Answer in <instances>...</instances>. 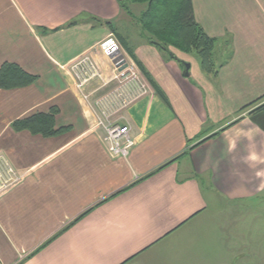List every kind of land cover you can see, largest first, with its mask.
<instances>
[{"label":"crops","instance_id":"0c3cea01","mask_svg":"<svg viewBox=\"0 0 264 264\" xmlns=\"http://www.w3.org/2000/svg\"><path fill=\"white\" fill-rule=\"evenodd\" d=\"M191 2L215 41V74L177 51L131 50L114 27L117 0H0V66L38 77L0 90V159L16 178L0 187V264H190L207 219L222 241L238 238L241 214L264 211V112L241 111L264 96V0ZM108 37L151 87L117 118L135 141L124 160L92 110L115 86L99 48ZM83 59L100 78L78 89ZM54 108L60 135L11 128Z\"/></svg>","mask_w":264,"mask_h":264},{"label":"trees","instance_id":"16d2710c","mask_svg":"<svg viewBox=\"0 0 264 264\" xmlns=\"http://www.w3.org/2000/svg\"><path fill=\"white\" fill-rule=\"evenodd\" d=\"M117 3L121 12L126 13L130 20L139 25L150 46L167 53L172 59H175L172 50L182 54L194 52L199 58L201 70L206 74H215L212 58L215 41L195 22L191 0H126V3L117 0ZM128 4L145 5L146 8L139 17L135 18L129 11ZM105 25L112 26V33L115 32L111 22ZM37 78L14 63L5 62L0 66V90L26 88L35 83ZM255 105L257 106L250 111V114L264 112V96L243 107L241 111ZM56 114L55 108L46 114L35 113L14 121L11 128L14 132L27 131L43 138L54 137L68 129L55 128Z\"/></svg>","mask_w":264,"mask_h":264},{"label":"built area","instance_id":"2783aa9c","mask_svg":"<svg viewBox=\"0 0 264 264\" xmlns=\"http://www.w3.org/2000/svg\"><path fill=\"white\" fill-rule=\"evenodd\" d=\"M99 48L104 56L114 62L115 75L112 80L117 81V86L97 99L92 110L96 117V126L104 131V142L109 155L124 160L134 148L135 141L130 135L129 127L119 122L117 118L127 107L150 93L151 87L136 62L113 38L108 37L100 43ZM79 65L72 67L78 89L91 80L100 78L99 73L88 59H83ZM87 98L84 97L85 100ZM15 179V174L7 162L0 159V187L3 183Z\"/></svg>","mask_w":264,"mask_h":264},{"label":"rangeland","instance_id":"374dc122","mask_svg":"<svg viewBox=\"0 0 264 264\" xmlns=\"http://www.w3.org/2000/svg\"><path fill=\"white\" fill-rule=\"evenodd\" d=\"M121 1L126 3V0ZM145 8V5L128 4V9L135 18L139 17L140 14L145 10ZM114 27L118 36L126 41L128 47L133 51L138 46L148 43L144 38L139 25L136 24L133 20H130L126 13H122L120 15ZM187 55V61L199 60L198 56L194 52ZM109 61L112 63L113 67V76L111 78V81L115 83V86L112 88L114 89L117 86V81L112 80L115 75L114 62L111 59H109ZM79 64L80 63H73L72 67ZM78 67L80 68L81 66L79 65ZM92 81L93 80H91L89 83H91ZM75 84H77V81L75 82ZM102 96L98 97V99H100ZM8 182L9 181L3 183V185H6ZM241 215L245 217L242 218L241 221H239L240 231L238 232V238L236 237V234L233 233V235H229L227 237L225 236L224 240L219 241V233L217 235L214 234L215 219H207L208 222H206L204 227L198 229L196 232H192V236L188 243L191 252L189 263L264 264V211L256 209L249 215H247L246 213H243ZM216 224H219V219L216 221ZM233 247L240 248L239 254L236 252V250L233 253H228ZM243 249L246 250L244 251Z\"/></svg>","mask_w":264,"mask_h":264}]
</instances>
